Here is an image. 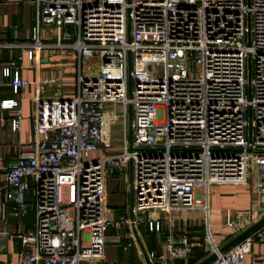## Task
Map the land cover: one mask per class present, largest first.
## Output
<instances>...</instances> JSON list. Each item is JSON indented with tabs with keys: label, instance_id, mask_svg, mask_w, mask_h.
Returning a JSON list of instances; mask_svg holds the SVG:
<instances>
[{
	"label": "built area",
	"instance_id": "1",
	"mask_svg": "<svg viewBox=\"0 0 264 264\" xmlns=\"http://www.w3.org/2000/svg\"><path fill=\"white\" fill-rule=\"evenodd\" d=\"M29 1L35 25L21 49L36 63L38 138L4 173L12 214L24 218L34 208L31 228L19 234V264L102 262L109 227L120 231L117 238L129 250L137 245L139 222L160 232L164 212L199 208L208 214L211 186L248 184L251 172L264 215V0ZM44 26L56 28V42L44 40ZM48 48L73 49L79 65L84 57L97 58L98 69L80 66L74 95L45 98L39 72ZM22 59L0 72V83L10 79L14 95L31 83L21 75ZM1 106L16 109L17 131L19 100L4 99ZM118 123L125 133L114 154L108 150ZM101 149L107 153L95 158ZM130 162L133 215L109 217L107 180ZM250 217L234 213L225 223L240 231ZM255 235L222 253L210 238L218 252L210 264H239ZM164 241L163 252H148L151 262L170 264L193 254L186 232Z\"/></svg>",
	"mask_w": 264,
	"mask_h": 264
},
{
	"label": "crops",
	"instance_id": "2",
	"mask_svg": "<svg viewBox=\"0 0 264 264\" xmlns=\"http://www.w3.org/2000/svg\"><path fill=\"white\" fill-rule=\"evenodd\" d=\"M34 25L35 7L29 0H0V72L10 60L23 55L21 63L25 68L21 71V75L31 81L30 85L22 89L18 95L12 93L10 79L0 83V263L5 264L20 263L19 251L22 245L19 234L28 231L34 222V208H30L24 218H18L12 214L10 205L4 198L5 168L16 160L19 152L32 151L31 143L38 138L34 131V97L39 86L35 81L36 63L21 49V44L32 41ZM42 35L46 42L57 41V38H53L57 36V30L52 26H44ZM73 61H75L74 65L71 63ZM78 65L79 61L74 57L73 52L70 54L63 49H45L42 52L39 72L41 82L44 69L47 75L53 74L57 81L61 82V95L70 97L76 93L78 71L80 66L83 69V59L79 68ZM91 68L95 70L93 65ZM92 69L85 67V71H93ZM8 98L18 99L22 109L23 118L17 131L12 128L16 109L1 106V102ZM114 148L113 150H117L115 146ZM105 153H107L105 149L98 150L94 157L103 156ZM130 174V165H128L123 170L112 173L107 180L109 217L116 218L131 212ZM213 186L209 190L207 199L208 214L199 208L164 212L161 231H151L147 223L141 221L133 229L136 240L137 237L140 238L147 252L159 253L164 251V240L167 235L186 232L194 245L193 254L188 259L173 260L170 264H198L214 251L210 238L220 248L264 217L258 207L261 198L255 179L249 180L248 184L223 183ZM28 199H31V195ZM234 213L251 214L248 223L240 231H235L225 223L226 217ZM261 228L262 226L252 232L256 235L251 251L239 264H264ZM119 233L116 228L109 227L106 234L105 259L99 263L84 264H147L139 243L126 250L124 248L126 240H118Z\"/></svg>",
	"mask_w": 264,
	"mask_h": 264
},
{
	"label": "rangeland",
	"instance_id": "3",
	"mask_svg": "<svg viewBox=\"0 0 264 264\" xmlns=\"http://www.w3.org/2000/svg\"><path fill=\"white\" fill-rule=\"evenodd\" d=\"M56 37L57 36H55V37L53 36V38H56ZM63 50L69 51L70 54H71V52H74L73 49H63ZM89 59L90 58H87V57L83 58V69H84V71H85V67H86V69H88V68L92 69L91 68L92 65H93V67H95V70H97L98 69V64L96 65V63H98V59L97 58H95L93 60L91 59L90 60L91 62H89ZM95 61H97V62H95ZM71 63H72V65H74L75 61H73ZM78 68H79V65H78ZM158 69H159V72L162 73L161 68L158 67ZM73 74L75 75V72H73ZM41 85L44 86V90L42 92V96H44L45 98H56V99H58V98L62 97L61 94L57 93L58 87H60V86L62 87L61 82H58L56 76H54L53 74L47 75L44 69H43V72H42ZM124 133L125 132H124V127H123L122 123H118V124L113 126L112 139H113V144H114V146L116 147L117 150L110 149V150H108L109 152H112L114 154H117V153L120 152V149L122 147V140H123ZM127 133H128V137H129V129H128ZM254 176H255L254 173H252V172H251V174L249 173V180L250 181L254 180Z\"/></svg>",
	"mask_w": 264,
	"mask_h": 264
},
{
	"label": "water",
	"instance_id": "4",
	"mask_svg": "<svg viewBox=\"0 0 264 264\" xmlns=\"http://www.w3.org/2000/svg\"><path fill=\"white\" fill-rule=\"evenodd\" d=\"M129 69L131 70V61H129ZM250 67H249V77H250ZM132 86V78H129V87L131 88ZM132 112L130 114V119H129V137H130V142L132 143ZM130 150H132V146L130 145ZM130 170H131V174H130V207H131V215L132 214V209H133V205H134V198H135V192H134V176H133V163L130 162ZM264 225V217L261 218L259 221H257L256 223H254L252 226H250L249 228H247L246 230H244L243 232H241L240 234H238L236 237H234L232 240H230L229 242H227L224 246H221L218 251L219 252H225L226 250H228L230 247H232L233 245H235L237 242H239L240 240H242L245 236H247L248 234L256 231L257 229H259L261 226ZM137 242L139 243L140 247L142 248L147 264H152L150 261V258L148 256V252L146 251L144 245L142 244L141 240L139 237H137ZM218 256V252L213 251L209 256H207L205 259H203L201 262H199L198 264H210L213 260L216 259V257Z\"/></svg>",
	"mask_w": 264,
	"mask_h": 264
}]
</instances>
